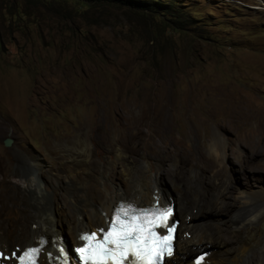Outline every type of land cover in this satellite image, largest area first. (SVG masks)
Returning a JSON list of instances; mask_svg holds the SVG:
<instances>
[{
	"label": "rangeland",
	"instance_id": "obj_1",
	"mask_svg": "<svg viewBox=\"0 0 264 264\" xmlns=\"http://www.w3.org/2000/svg\"><path fill=\"white\" fill-rule=\"evenodd\" d=\"M158 1L179 10L181 23L169 20L167 12L153 15L124 6L0 0V175L6 173L4 160L11 170L18 169L19 154L37 159L48 180L66 186L65 172L54 167L67 161V155L55 143L73 137L87 123L92 159L99 160L97 150L105 153L104 167L115 183L123 186L122 169L128 161L145 166L142 152L164 157L151 176L173 197L181 222L180 209L191 190L182 191V185L176 189L169 174L177 169L189 180L201 175L200 168L215 156L209 146L218 141L219 165L205 178L218 179L214 172L226 170L239 192L234 206L219 219H229L243 192L262 211L251 228L261 234L264 135L260 137L256 125L264 131V12L253 8L263 6L264 0ZM236 113L245 121L221 129ZM130 114L138 129H124ZM251 135L259 145L257 153L246 141ZM5 139L11 140L9 146ZM115 151L126 153V159L114 158ZM132 152L137 154L134 159ZM209 187L194 185L192 191ZM8 191H13L11 183ZM62 194L57 189L52 211H60ZM57 218L63 233L73 231L70 216ZM215 220L202 222L212 226ZM7 222L0 214V234L10 238ZM231 230L238 239L247 234L245 228ZM180 235L179 230L178 240ZM263 247L254 248L260 259Z\"/></svg>",
	"mask_w": 264,
	"mask_h": 264
},
{
	"label": "bare ground",
	"instance_id": "obj_2",
	"mask_svg": "<svg viewBox=\"0 0 264 264\" xmlns=\"http://www.w3.org/2000/svg\"><path fill=\"white\" fill-rule=\"evenodd\" d=\"M253 9L264 12V5L255 6ZM244 118L238 113L233 114L229 116L227 121H224L225 123L223 122L224 126L222 125L221 129L227 125L233 126L234 123H243ZM86 124L81 125L73 137L61 139L55 143L58 152L67 155V161L60 160L54 167L58 172H65L66 186L64 185V187L58 185V180H48L45 177L47 174L44 175L45 171L37 159L23 158L18 154L17 170L8 168L9 162L4 160L6 173L0 175V214L7 217L8 222L4 225L7 229L12 230L13 234L10 238L0 234V251L3 253V257H11L26 247L37 246L39 238L46 242L43 248L45 252L58 254L57 246H63L69 251L72 245L77 246L81 243L78 237L81 233L89 232L87 231L88 226H91L93 230L104 227L119 201L145 206L152 205L155 201L160 205H166L169 200H172L173 197H169L171 194L165 193L160 188L159 183L151 176L157 165H159L158 168H161V162H165L164 157H154V155L142 152L141 157L145 164L142 167L126 161L127 163L122 169V186L109 179L104 167V152L97 150L96 155L99 160L92 159L89 135L85 134L84 126ZM138 126L140 124H137L136 118L130 114L127 127L124 129H138ZM256 127V132L262 137L264 131L259 125ZM3 135L4 131L1 128L0 137ZM251 138H254V135L248 137L246 141L251 145L254 153L259 150V145L255 144ZM137 144L139 145V143ZM209 148L215 153V156L211 158L210 164H204L200 168L201 175L189 180L185 173H182L183 177L180 173L178 174L177 169L174 170V173L169 174L176 189L182 185V191L191 190L192 194L190 192L186 194L188 197L187 205L180 209L181 222L179 221V225L176 227L177 235L178 231H181L180 239L176 238L174 255L166 260L165 264H196L197 255L202 256L197 264H264V247L260 254L261 259L254 251V248H259L260 244L264 245V226L261 234L251 230L253 223L262 214L254 199L240 192L242 195L239 205L233 214L226 221L219 219L226 210L234 206V195L239 192L236 182L230 179L226 170L220 171L218 169L214 172V175L219 177L218 179L206 180L205 173L211 172L214 164H218L216 158L219 154L218 150L221 149V143L214 141ZM181 150L179 148L176 153ZM125 154L122 151H115L113 156L122 160L125 158ZM130 154V158L133 159L135 155L137 156L133 152ZM214 167L217 168V165ZM229 179L230 182L225 184ZM9 183L12 184V192L8 191ZM20 183L23 186H20ZM204 183L210 186L208 191L201 189L192 191L194 185L201 186ZM246 187H250L249 183ZM57 189L63 191L59 201L62 206L58 213L52 211L50 207V201L58 197L56 196ZM183 201L180 198L179 205H183ZM191 209L195 211L191 212ZM57 214L71 217L70 229L73 230L72 232L65 234L58 228ZM207 217H215L217 221L215 220L214 226L203 224L202 219ZM176 218L175 212L173 219ZM231 228L236 230L245 228L247 234L243 239H238L237 233H234ZM188 234H190V238L186 239ZM16 245L19 247L15 248ZM250 250H252L250 255H246L247 251ZM14 262L10 260L8 264H15Z\"/></svg>",
	"mask_w": 264,
	"mask_h": 264
},
{
	"label": "snow or ice",
	"instance_id": "obj_3",
	"mask_svg": "<svg viewBox=\"0 0 264 264\" xmlns=\"http://www.w3.org/2000/svg\"><path fill=\"white\" fill-rule=\"evenodd\" d=\"M130 211L122 209L123 215H116L115 222L104 232L101 240L97 241L95 233L84 237L87 246L79 248L84 264H89V261L91 264H124L130 255L143 264H153L154 255L162 254L164 250L170 253L171 236L161 238L154 229L164 224L171 215V209L129 216ZM168 231L171 233L172 229ZM38 252L36 248L27 249L19 257L20 264H35ZM129 264L133 261L129 260Z\"/></svg>",
	"mask_w": 264,
	"mask_h": 264
},
{
	"label": "trees",
	"instance_id": "obj_4",
	"mask_svg": "<svg viewBox=\"0 0 264 264\" xmlns=\"http://www.w3.org/2000/svg\"><path fill=\"white\" fill-rule=\"evenodd\" d=\"M46 1V0H44ZM67 1V0H60ZM82 5H114V6H124L128 8H133L140 11H147L148 13L154 14H166L169 13L170 19L175 24H180V11L174 8L172 5H166L163 7L162 3L158 0H71Z\"/></svg>",
	"mask_w": 264,
	"mask_h": 264
},
{
	"label": "clouds",
	"instance_id": "obj_5",
	"mask_svg": "<svg viewBox=\"0 0 264 264\" xmlns=\"http://www.w3.org/2000/svg\"><path fill=\"white\" fill-rule=\"evenodd\" d=\"M122 203L125 204V205H134V206H136V207H148V206H151V205L139 206V205H135V204H133L132 202L119 201V202L117 203V206L114 207L113 211L118 207L119 204H122ZM154 203H156L157 205H160V204H158L157 201L153 202V204H154ZM169 203H172L173 206H174V202H173L172 200H169V202H168L167 204H169ZM153 204H152V205H153ZM113 211H112V212H113ZM176 220H177V219H176Z\"/></svg>",
	"mask_w": 264,
	"mask_h": 264
},
{
	"label": "water",
	"instance_id": "obj_6",
	"mask_svg": "<svg viewBox=\"0 0 264 264\" xmlns=\"http://www.w3.org/2000/svg\"><path fill=\"white\" fill-rule=\"evenodd\" d=\"M10 143H11V140H10V139H5L4 142H3V144H4L5 146H9Z\"/></svg>",
	"mask_w": 264,
	"mask_h": 264
}]
</instances>
